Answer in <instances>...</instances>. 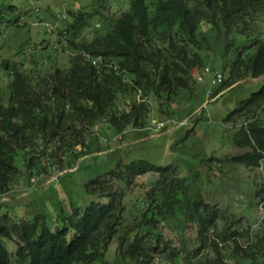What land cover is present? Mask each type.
Segmentation results:
<instances>
[{
	"label": "trees",
	"instance_id": "obj_1",
	"mask_svg": "<svg viewBox=\"0 0 264 264\" xmlns=\"http://www.w3.org/2000/svg\"><path fill=\"white\" fill-rule=\"evenodd\" d=\"M68 15L70 24L55 36L59 47L75 50L67 68L1 63L11 78V96L8 104L0 100V197L25 176L18 160L30 181L40 168L47 172L55 161L82 155L78 148L87 149L101 126L122 141L130 131L152 128L154 109L175 126L182 123L185 115L176 116L171 106L192 91L195 71L209 68L211 31L247 37L235 46L218 36L216 58L222 75L229 74L221 75L224 82L213 96L241 80L264 77V43L251 37L264 17V0H131L129 11L116 13L108 0H94L90 11ZM229 124L236 128L232 145L242 151L232 163L263 168L264 84L223 118V127ZM212 155L201 160L207 172L218 164ZM185 172L174 164L121 159L85 185L97 201L70 212L58 209L53 225L42 213L19 220L5 215L0 264H153L163 257L176 264H264V218L255 235L240 229L235 213L201 193L191 197ZM140 176H150L153 184L129 210ZM255 195L264 211V183ZM6 241L16 245L14 260Z\"/></svg>",
	"mask_w": 264,
	"mask_h": 264
},
{
	"label": "rangeland",
	"instance_id": "obj_2",
	"mask_svg": "<svg viewBox=\"0 0 264 264\" xmlns=\"http://www.w3.org/2000/svg\"><path fill=\"white\" fill-rule=\"evenodd\" d=\"M130 1L108 0L113 13L122 9L129 11ZM93 3L94 0H0V100L8 104L11 96V78L6 76L7 71L1 66L4 60L25 62L27 67L39 69L55 65L68 67L75 50L69 46L59 47L55 36L70 24L69 11H90ZM95 25L98 26L97 23ZM89 33L92 30L86 34ZM220 34L223 40L229 38L227 41H233L235 46L246 44L247 37L236 33L226 37L223 29L221 33L211 31L210 37L208 34L214 45V50L208 53L209 56L214 55L210 64L214 70L210 66L209 69L222 75L221 60L216 58ZM251 37H257L264 43V17L258 20ZM206 69L196 70L197 82L192 91L182 92L180 99L172 103L171 111L176 116L185 115L178 126L173 122L167 124L168 118L159 116L157 109H154L155 118L166 123L159 131L153 128L137 133L130 131L129 138L118 141L121 138L114 129L108 130L101 126V129L95 130L97 137L90 139L87 149L78 148L82 155L75 157L71 154V158L65 157L62 163L55 161L47 172L40 168V175L35 173L34 177L30 176V181L27 179L26 168L18 160L17 166L25 171V176L15 182L9 194L0 197V218L7 215L10 219L19 220L42 213L53 225V217L58 209L70 212L72 206L84 207L97 201L85 190V185L94 177V173L103 174L109 168H115L121 159L129 161L133 158L158 165L174 164L185 169L191 197L195 198L201 193L206 201L218 204L241 218L240 229H250L252 235L260 232L264 211L262 204L258 205V197L253 195L260 191L264 183V167L248 170L232 163L231 157L242 151L232 145V134L236 128L231 124L223 127L222 120L238 107L241 100L261 89L264 77L256 81L241 80L213 96L214 90L224 80L214 83L215 73L207 74ZM203 73L205 76H202ZM228 74L227 71L222 76L227 77ZM202 97L205 102L200 104ZM188 131L191 133L188 134ZM210 155L219 160L218 164L213 165V170L207 172L201 160L206 161ZM152 184L150 176L136 178V187L127 203L129 210L135 205L136 199L142 196L141 193ZM5 245L13 253L12 259L15 258L16 245L11 241H6ZM115 250L114 241L108 259L114 258ZM153 264L176 263L163 257L161 260L156 259Z\"/></svg>",
	"mask_w": 264,
	"mask_h": 264
},
{
	"label": "built area",
	"instance_id": "obj_3",
	"mask_svg": "<svg viewBox=\"0 0 264 264\" xmlns=\"http://www.w3.org/2000/svg\"><path fill=\"white\" fill-rule=\"evenodd\" d=\"M95 63V62H94ZM205 73H207V74H209L210 73V69L209 68H207L206 70H205ZM215 75V81H214V83H216V84H218V83H220V82H222V76H221V74H219V73H215L214 74ZM199 80H202L200 77H199ZM213 82V81H212ZM170 121H168V122H166V123H169ZM166 123L164 122V121H158V120H153L152 121V128L154 129V130H156V131H159V130H161L164 126H166ZM121 138V137H120Z\"/></svg>",
	"mask_w": 264,
	"mask_h": 264
}]
</instances>
